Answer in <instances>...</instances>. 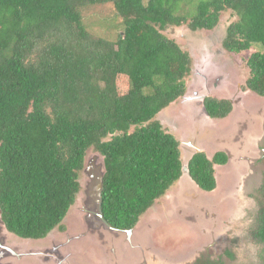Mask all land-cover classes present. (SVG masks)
Returning a JSON list of instances; mask_svg holds the SVG:
<instances>
[{
    "label": "trees",
    "instance_id": "1",
    "mask_svg": "<svg viewBox=\"0 0 264 264\" xmlns=\"http://www.w3.org/2000/svg\"><path fill=\"white\" fill-rule=\"evenodd\" d=\"M108 3L121 26L113 40L90 32L82 16L85 7ZM226 11L235 19L221 46L239 54L259 45L246 58L243 89L264 97V0H0V217L7 232L37 240L63 231L89 150L104 164V219L118 229L136 226L182 173L179 141L157 115L185 94L192 58L166 33L213 30ZM203 105L214 119L232 110L212 96ZM226 162L223 151H197L188 175L212 192L216 165ZM258 215L252 236L264 245V205Z\"/></svg>",
    "mask_w": 264,
    "mask_h": 264
},
{
    "label": "rangeland",
    "instance_id": "2",
    "mask_svg": "<svg viewBox=\"0 0 264 264\" xmlns=\"http://www.w3.org/2000/svg\"><path fill=\"white\" fill-rule=\"evenodd\" d=\"M82 14L90 32L100 38L113 40L121 30L120 19L115 18L111 3L87 6ZM234 19L230 11H226L221 14L213 30L191 31L183 26L174 29L173 33L167 31L166 34L190 54L192 64L190 74L185 79L184 96L157 115L162 126L179 141L182 163L192 148L189 142L208 157L219 149H225L230 154V161L225 165H216L217 186L212 192L200 190L183 174L139 218L127 239L128 245L122 242L126 241L124 237L116 236L113 244H110L111 238L106 236L113 263L115 259L112 255H118L120 249L125 253L135 250L138 263L147 261L150 256L148 252L151 251L157 254L151 260L154 264H194L200 258L210 256H221L227 264H264L261 257L264 245L251 239L249 234L254 231L259 210L264 205V195L261 193L264 185V97L243 89L248 76L246 58L259 45L239 54L222 48L226 28ZM205 96L231 98L235 105L226 118L208 119L198 108L200 104H197ZM89 163L93 168L85 171ZM101 164V155L89 150L82 171L80 193L88 181L89 172L95 173L96 167L100 169ZM80 193L63 220L64 230L67 227L77 229L80 224L77 220L84 219V194ZM2 232L6 246L18 247L16 242L19 237L4 230ZM64 233L56 228L44 238L24 240L20 245L24 252L4 255L0 262L43 264L41 261L50 259V264H61L59 254L64 251L61 246L66 238ZM85 235L88 236L87 232L79 237ZM89 235L93 238L92 234ZM122 264L130 262L123 261Z\"/></svg>",
    "mask_w": 264,
    "mask_h": 264
},
{
    "label": "flooded vegetation",
    "instance_id": "3",
    "mask_svg": "<svg viewBox=\"0 0 264 264\" xmlns=\"http://www.w3.org/2000/svg\"><path fill=\"white\" fill-rule=\"evenodd\" d=\"M228 100H230L231 102L233 101V99H231V98H229ZM233 102H232V104L235 105ZM197 104H200V105H198L199 107L198 106L197 107L202 112H204L203 111V101L201 100ZM197 104H191V105L196 106ZM232 110H233V107H232ZM209 118L210 117H208V119ZM219 120H222V119H219ZM218 151H223L226 153V155H227V162L226 163H228L230 161L229 152L226 151L225 149H219ZM262 151H263L262 157L264 159V148ZM188 178H190V177L188 176ZM191 182H193L192 179H191ZM257 192H258V190L256 191V193ZM261 193L264 195V185H262ZM81 219L77 220V223L78 222L80 223V224L78 223L79 227L77 229L74 230V229H71V227H67L66 230L62 231V232H65L64 234L66 235V238L61 244L62 248L64 247V251L61 254H59L60 260L62 261L61 264H118V263L120 264V260H123L124 262L128 261V262H130V264L132 262H134V264H141V263H138V259L136 261L137 256L134 253L135 250L134 251L132 250V252L129 251V252L125 253V252H122L120 249L118 250L119 251L118 255H116V256L112 255V258L114 257V259H115V263H113V259H111V254H109L108 246L104 245L102 243H99V241H97V239L94 236H93V238H94L93 239L92 236L89 235L87 227L84 224V219H82V220ZM86 232H87L88 236L85 235L83 238L79 237L81 233L85 234ZM249 234L251 236V239H253L251 231L249 232ZM124 238H122V239H124ZM23 241L24 240L19 239V241L16 242V243H18V247H11L10 246V251L5 252L6 254L3 253V256L5 255L4 257H6L8 254H11V253H12V255H17L16 253L20 254L21 252H24V249L23 248L21 249V246H20L22 243H24ZM122 242L126 245L129 244V243H127V239H126V241L123 240ZM32 253H34V252H32ZM31 255H35V254H31ZM36 258H39V257L36 255ZM206 258L213 260V259H220L221 256H216V257L210 256V257H206ZM37 260L39 261V259H37ZM220 260L222 261V258ZM123 261H122V263H123ZM222 262H223V264H227L225 261H222ZM41 263L50 264V259H47L45 261L43 260V261H41ZM0 264H9V263H3L1 261Z\"/></svg>",
    "mask_w": 264,
    "mask_h": 264
},
{
    "label": "water",
    "instance_id": "4",
    "mask_svg": "<svg viewBox=\"0 0 264 264\" xmlns=\"http://www.w3.org/2000/svg\"><path fill=\"white\" fill-rule=\"evenodd\" d=\"M203 111L205 116L208 117L204 105H203ZM189 145L192 148H190L191 149L189 150L190 153L188 152L189 155L183 161V165L181 168L182 173H188L187 163L191 158V156L193 155V153L197 151H201L199 150L198 147L192 145V143L190 142ZM91 168L93 167L89 163L87 164L85 171H89ZM96 170L97 171H95V173L93 171L89 172L88 181L85 182L84 187L81 190V192L84 194V198H83L84 209H85L84 224L87 227L88 232L92 234L97 239V241H99L104 245L109 246L110 244H113L116 236H119V238L125 237V239L129 240L130 235L133 233L134 228H130V229L115 228L110 223H108L103 217V214L101 212L102 178L105 171L103 160L100 169L96 167ZM3 230H5V226L0 217V259L3 256V253L6 254L5 252L10 251V247L6 246L4 243L5 235L2 232ZM106 236H109V238H111V240H109L110 244L109 242H107L108 239L107 238L105 239ZM148 255L150 256L147 259V261L144 260L142 261V263L146 262V264H154L153 262H151V260H153L152 257H155L157 254H154L153 252L151 253V251H149ZM155 264H169V263L156 262Z\"/></svg>",
    "mask_w": 264,
    "mask_h": 264
},
{
    "label": "clouds",
    "instance_id": "5",
    "mask_svg": "<svg viewBox=\"0 0 264 264\" xmlns=\"http://www.w3.org/2000/svg\"><path fill=\"white\" fill-rule=\"evenodd\" d=\"M248 91H249V90H248ZM183 96H184V95H183ZM205 97H207V96H205ZM205 97H203V99H204ZM203 99H202V101H203ZM227 100H228V99H227ZM229 101H230V100H229ZM230 102H231V101H230ZM231 103H232V102H231ZM232 106H233V104H232ZM229 114H230V113H229ZM208 117H210V116L208 115ZM209 119H212V118L210 117ZM213 119H214V118H213ZM182 165H183V163H182ZM181 171H182V170H181ZM183 174H186L187 176H189L188 173H181V176H182ZM181 176L179 177V179L181 178ZM179 179H178V180H179ZM178 180H177V182H178ZM193 182H194V181H193ZM196 186H197V185H196ZM80 194H82V192H81ZM78 195H79V194H78ZM76 201H77V200H76ZM76 201H75V202H76ZM67 215H68V214H67ZM67 215H66V216H67ZM64 219H65V218H64ZM4 231L7 232L6 229H5ZM7 233H9V232H7ZM9 234H11V233H9ZM17 237H18V236H17ZM19 238H20V237H19ZM20 239H21V238H20ZM22 240H25V241H26L27 239H23V238H22ZM4 243H5V242H4Z\"/></svg>",
    "mask_w": 264,
    "mask_h": 264
}]
</instances>
